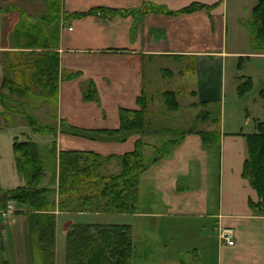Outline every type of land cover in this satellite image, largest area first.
<instances>
[{
	"label": "crops",
	"instance_id": "1",
	"mask_svg": "<svg viewBox=\"0 0 264 264\" xmlns=\"http://www.w3.org/2000/svg\"><path fill=\"white\" fill-rule=\"evenodd\" d=\"M257 2L246 11V0H61V14L45 32L54 36L53 43L48 46L41 42L36 46L19 44L17 30L21 25L36 26L49 8L48 1L0 0V92L10 95L4 86L6 78L18 84L25 82V75L17 65L19 58L32 52H55L60 80L54 109L45 114L46 119H41L37 112H42L45 104L50 105L42 102L41 96L30 109L24 107L39 123L52 127L53 132L35 133L28 124L29 135H26H49L44 146L50 143L55 148L113 154L111 158H103L106 159L102 165L104 173L112 162L117 165L114 173L121 170L118 157L132 151L139 137L146 143L144 150L146 146L151 150L166 147L165 155L158 158L153 151L144 152L147 166L140 178L138 197L139 201L147 197L149 207L134 214L98 213L95 218L106 214L124 220L196 218L202 239H213V231L216 234L214 244L212 240L216 264H264V210L250 179L243 175L248 157L246 135L254 132L245 131L244 126L250 122L251 106L257 98L250 93L240 97L237 90L248 77L254 86L253 77L247 73L232 77L237 98L246 101L235 103L228 111L229 115L241 114L242 106L246 105L243 120L238 116V126H230L225 108L219 105L223 100L225 68L232 57L241 56L239 70L244 67V56H250L248 61L264 58V53L254 50L253 38L244 25ZM193 5L199 6L187 10ZM54 29H58L57 34ZM177 78L178 84L170 86ZM263 80L264 77L262 83ZM166 91L176 93L177 109L167 108ZM182 94H188L191 100L187 106L196 110L192 125L154 130L150 116L155 108L156 111H161L160 106L168 112L179 110ZM14 97H9L12 106H16ZM143 98L147 102L143 134L131 130L123 138L103 131L117 129L123 111L138 110L139 99ZM20 106L18 103L19 112ZM18 111L0 108V188L4 190L24 184L13 149L15 140L26 141L19 140L17 135L23 127L17 119L25 121ZM3 130L14 133L12 142L4 139ZM156 133L166 138L160 142ZM34 141L40 145L38 140ZM57 170L55 160L53 168L46 170L44 184L56 189ZM16 208L19 210L20 206ZM21 209L25 210L24 205ZM30 213L20 214L8 224L10 247H5L4 239L2 244L8 251L9 264H35L36 218ZM55 213L57 228L60 219L69 223L74 216L86 215L58 210ZM97 221L129 224L132 228L129 222ZM162 227L167 230L171 224L167 221ZM221 229L233 231L232 245L221 242ZM60 232L61 229L59 235ZM180 257L170 258L168 264L193 262L191 259L187 263Z\"/></svg>",
	"mask_w": 264,
	"mask_h": 264
},
{
	"label": "trees",
	"instance_id": "2",
	"mask_svg": "<svg viewBox=\"0 0 264 264\" xmlns=\"http://www.w3.org/2000/svg\"><path fill=\"white\" fill-rule=\"evenodd\" d=\"M49 8L43 19L33 29L40 28L47 32L61 14V0H47ZM199 5H193L187 10H192ZM245 27L253 38L254 50L264 53V0H259L252 8V14L244 22ZM34 29V30H35ZM54 34L58 29L53 30ZM57 32V33H56ZM20 27L17 30V40L23 44ZM32 41L34 42L32 44ZM38 38L30 39L29 45H39ZM46 45H51L46 43ZM54 45H57L55 43ZM35 47V46H30ZM33 60H28L27 68H30L29 81L15 83L11 79H5L4 86L10 94H14L16 106L22 108L21 114L35 133L53 132V128L41 124L29 114L28 104L42 97V102L47 99L56 100L59 85V63L55 52H32ZM27 57V56H26ZM25 71L23 67L21 69ZM253 88V82L248 77L238 86V95L244 96ZM259 95L264 102V80ZM32 96V97H31ZM12 96L0 92V108L9 111L12 109ZM13 99V98H12ZM19 99H25L20 100ZM165 104L169 109H177L179 103L176 93L166 91L164 93ZM18 102V103H17ZM141 107L134 111H123L121 124L117 129L103 130L110 135L116 133L138 130L143 134L144 115L147 102L139 99ZM31 108V106H29ZM248 157L243 167V175L250 179L254 189L260 197V208L264 210V120L255 122L254 132L246 135ZM13 143L16 155L18 172L25 178L26 184L9 190L0 189L1 200H14L26 203L29 210L35 211L37 216L36 233L41 240L43 264H54V215L56 207L69 211L66 202L57 204L52 197L54 190L40 187L44 177V160L40 158L39 145L33 141ZM144 142L139 137L132 151L121 154V170L118 173L104 175L102 165L106 159L101 154L91 150L74 149L61 150L58 153L60 159L58 174L59 196L68 193L69 198L75 199L81 206L79 211L117 212L134 214L138 209V184L141 174L146 170V161L143 153ZM55 149V148H54ZM111 158V157H109ZM53 198V199H51ZM71 199V200H72ZM73 203V202H72ZM61 205V206H59ZM96 205V207H92ZM78 210V209H74ZM67 264H132L133 243L131 226L128 224H90L79 223L67 233ZM6 264L7 261H5ZM39 264V261H37Z\"/></svg>",
	"mask_w": 264,
	"mask_h": 264
},
{
	"label": "rangeland",
	"instance_id": "3",
	"mask_svg": "<svg viewBox=\"0 0 264 264\" xmlns=\"http://www.w3.org/2000/svg\"><path fill=\"white\" fill-rule=\"evenodd\" d=\"M256 2L257 0H246V4H245L246 11L249 10L251 6L255 4ZM246 11L244 14H247ZM248 14H249V11H248ZM34 29L32 27L30 28L27 25L20 26V30L22 31L23 34H25V36L22 37L23 44H28L30 42V39L32 38H35V39L38 38V41L40 43L41 42L50 43V44L53 43L54 36L47 35L45 31L41 30L40 28H37L35 30ZM33 43L34 42L32 41V44ZM240 57H232L231 62L229 61L225 68L224 81L222 84L223 85L222 87L223 88L222 89L223 100L219 103V105H222V107L225 108L224 115L227 121L230 119V126L232 127H234L235 125L238 126V124H240L239 123L240 121L237 122L238 116L240 115L241 118L240 117L239 118L243 120L244 118L243 112H244V108L246 107V105L245 107L242 106V110L240 112L241 114L239 113H236L235 115L230 114L231 115L230 116L228 111H230V108L235 103L245 104L246 101L243 100L242 98L241 99L237 98L236 93L234 91V86H233L234 82H233L232 77L233 75H237V74L240 75L242 73H247L251 75L253 77L254 86L248 92V94L250 93V96H255L257 98V101L254 105L251 106L252 115L250 117V122H248V125L244 126V130L252 131V130H255V122L258 119L264 120V105H263L262 99L258 95V89L261 88L262 79L264 77V58H251V60L248 61L247 57H250V56H244L243 57L244 61L242 63L244 67L242 70H239L237 67V64L238 63L240 64L239 62L241 59ZM33 59L35 58L31 57L30 55H28L27 57L24 56L23 58L18 59L17 65L20 67V70L23 67L25 68V71L24 70L23 71L21 70V71L23 74L26 75L27 81L30 80L28 78V76L30 75L29 73L30 68L28 69L26 66H27L28 60H33ZM186 82L187 83L190 82L189 78H187ZM176 84H178V78L171 81L170 86H175ZM10 96L13 97L14 94H10ZM14 100H18V99L15 98ZM20 100H25V99H19V101ZM26 100H25L26 102L24 103H27L28 104L27 109H30L29 106L32 107L34 104L33 100H28V99ZM190 100L191 99L189 98L188 94H182L179 98L181 107L179 110L173 111V112H168L164 110L163 107L161 106H160L161 111H156V108H155V113L153 112L152 113L153 115L150 116L152 117L150 124L153 127V129L158 130L164 126L165 127H177V128L186 127L188 128L190 125H192L193 123L192 118L194 114L196 113V110L189 108L187 106ZM46 101L49 102L50 105L45 104V106L42 109L43 111L40 113L37 112V115H39L41 119H46L45 114L46 113L48 114L51 111V109L52 110L54 109L53 102L55 100L47 99ZM236 101H239V102H236ZM11 107L17 108V106H12V105ZM254 118L255 119L257 118L255 122L253 120ZM18 120H20V123L23 125V127H20L19 129L20 133L18 134L16 133L18 136L20 135L19 140L25 139L26 141H33V142H35L34 140H38L40 142V145L37 142L36 143L39 145L40 158L44 160L45 174H46V170H49V168L51 170L53 168V165H55V160H56V166L58 167V170H59L60 159L58 158V152L61 150H64V149L67 150V149L66 148L61 149L58 146L55 148V146L51 145L50 143H48L47 146H44L46 145V144H43L44 141L49 139L50 136L47 134L36 135L35 133H33V137L28 136L29 130L27 131V129H30V127L28 126L27 120L25 119L24 121L22 118H18L17 121ZM241 125H242V122H241ZM226 129H227V125H226ZM176 133L178 136H180L181 134L178 132ZM2 134H3L4 139L7 140V142L13 141L14 133H12L11 131L3 130ZM116 134L120 135L123 138H126L128 135V133L126 132L116 133ZM155 136L160 138V140H158L160 142L164 140L163 138H166L164 137L166 135H163L162 133H159V134L156 133ZM31 138L34 140H32ZM16 142H23V141H16ZM54 143L56 145L57 142L54 141ZM148 147L149 146H146L145 150L143 148V153L145 152L146 154H149L151 151H153L154 153H156L157 158L165 155V152L163 150L166 149V147L164 146L161 150L156 149V148H153V150H151ZM70 150H74V149H70ZM91 151L97 152L94 150H91ZM145 153H144V157H145ZM109 156L112 157L114 155L113 154H103V155L101 154L102 159L104 157H109ZM58 170L56 171V176H57L56 177V180H57L56 189L53 188L51 184H48V183H45L46 185L44 184L45 174L39 186L54 190L55 194L52 197L56 200L57 204L61 202H66L67 206L70 208L69 211H66V210H60V208L56 207L55 210H58V212L78 213L80 215H82L83 213H86V215L83 217L74 216L72 219L73 222H69V223L68 222L64 223V219L62 220L60 219L59 226L57 228L56 213L54 212L55 213L54 215V219H55L54 220L55 222L54 248L52 250L54 254V264H67V253H68L67 233L70 230H72L76 224H79V223L104 224V223H98L97 220H101L102 222H129L132 224V228H131L132 243H133L132 264H168L169 260H171L170 258L176 257L177 255H181L180 258H185L187 263H189V261L193 259V262H191V264H216V251H215L214 245L212 247V240L214 244V241L216 240V234L213 231V239H208L207 237L202 239L199 234L200 229H198L199 228L198 226H200L199 219L183 218V217H173L171 219L166 218V217L164 218L162 217L130 218L129 216H126L129 218L124 220L123 218H121V216L117 217V216H111L108 214H106L105 216H101L103 218H95L96 214L105 213V212L79 211V210H82L81 206L79 205V203L75 201V199L69 198L68 193H64L62 196L61 195L59 196V193H58L59 171ZM105 170L106 171L104 173L103 168H102V172L104 173V175L114 174V172H117V165L112 162L111 164L108 165V168H106ZM52 174L55 176V171L52 170ZM25 184H26V180L24 178V184L20 186H24ZM1 198L2 196L0 193V208H1L0 209V223L2 224V225L0 224V257H1L0 260L1 261L3 260V264H6L5 261H7V263L9 264L8 260L10 259H9L8 251L4 250V247L2 244V240L4 239L5 247L7 248L10 247V235L8 234V231H7L9 222H12L20 214L27 215L29 214V212H31L30 214L34 215L36 218L35 234H33L34 263L37 264V261H39V264H43L42 263L43 254L41 250V240H39L40 239L39 234L36 233L38 223H37V216L35 214V211L29 210V206L26 203L17 202L11 199L6 201L4 199L1 200ZM147 200H148L147 197H142L140 198V201H139V197H138V209L136 213H139L141 209L143 210L149 207ZM21 205H24L25 210L21 209ZM17 206L18 207L20 206L19 210L16 208ZM92 207H96V205H92ZM75 208L78 210H74ZM107 213H115V212H107ZM64 215L62 217H64ZM167 221L171 224V227L166 230V229H163L162 225L164 226ZM60 229L62 231V233L60 232L61 235H59L58 233V230L60 231Z\"/></svg>",
	"mask_w": 264,
	"mask_h": 264
},
{
	"label": "built area",
	"instance_id": "4",
	"mask_svg": "<svg viewBox=\"0 0 264 264\" xmlns=\"http://www.w3.org/2000/svg\"><path fill=\"white\" fill-rule=\"evenodd\" d=\"M232 236H233V231L231 229H221L220 230L219 238L223 243L232 245L234 243Z\"/></svg>",
	"mask_w": 264,
	"mask_h": 264
}]
</instances>
